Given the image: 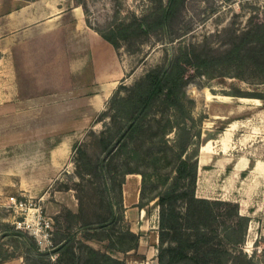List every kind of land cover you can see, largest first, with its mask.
Masks as SVG:
<instances>
[{"label":"rangeland","instance_id":"1","mask_svg":"<svg viewBox=\"0 0 264 264\" xmlns=\"http://www.w3.org/2000/svg\"><path fill=\"white\" fill-rule=\"evenodd\" d=\"M67 2L79 5L88 27L100 35L99 31L135 18L145 30L113 45L124 66V76L106 79L109 87L114 86L99 111L90 112L86 102L90 94L99 91L93 77H73L71 83H59V88L52 91L71 96L45 99V103L61 101L70 108V114L38 112L39 106L17 107L13 113L9 108L2 109L0 264H56L58 255L69 259L70 264L71 250L79 256L76 264H84L88 245L118 259L110 264H146L143 249L110 250L109 240L102 235L111 232L116 246L123 243L120 231L131 224L134 229L136 224L142 226L139 233L146 239V246L153 241V234L158 235V194L172 181L179 159L177 142L181 135L171 125L183 117L171 110L155 111L147 133H159L153 138L144 134L136 142L133 156L118 153L112 159L116 168L100 164L88 169V160L92 164L100 158L107 162L112 154L102 147V138L109 139L118 125L110 116L109 99L113 94H125L126 88L150 68L168 64L180 48L206 57L221 55L247 30L264 28V0H184L165 23H160L159 17L168 0ZM249 63L246 58L236 64L187 65L177 73L176 82L182 84L185 100L192 98L185 102L191 115L186 120L190 142L181 157H197L200 146L211 139L212 155L197 165L195 194L238 202L239 211L248 216V221L237 259L264 264V179L251 172L256 159L264 160V70L253 69ZM14 89V77H0V101ZM75 119V128L69 129ZM166 119L169 123L163 128ZM231 122L232 128L225 133ZM198 130L200 133L195 134ZM115 138L111 140L112 149ZM241 159L243 164L237 167ZM129 167L134 171L122 172ZM120 179L123 182L119 186ZM137 194L135 211L140 205L145 209L141 217L128 212L133 206L130 199ZM176 204L183 209L181 201ZM218 208L228 210L231 206L219 204ZM104 218L106 223L101 225ZM215 226L219 231L222 224L217 221ZM88 233L94 237L86 238ZM65 241L71 244V250L59 253L57 248ZM170 243L166 239L164 245ZM158 244L159 240L148 247L153 258H157Z\"/></svg>","mask_w":264,"mask_h":264},{"label":"trees","instance_id":"2","mask_svg":"<svg viewBox=\"0 0 264 264\" xmlns=\"http://www.w3.org/2000/svg\"><path fill=\"white\" fill-rule=\"evenodd\" d=\"M184 0H168L159 17L160 23H165L173 18L179 11ZM143 23L135 18L130 22L111 27L107 31H99L103 38L115 47L119 39L128 38L144 32ZM149 27L146 24V27ZM250 61L249 65L253 69L264 70V28L247 30L238 41L229 47L221 55L202 56L194 53L188 48H180L178 53L168 64L157 65L150 68L141 78L126 88L123 95L113 94L109 99L111 118L118 121V125L109 139L102 138L103 150L111 152L107 162L99 159L92 164L88 160V169L106 165L107 168H116V162L112 159L115 154L125 153L134 155L136 153V142L144 134L149 138L156 136L159 131L147 133L150 127V119L155 111L171 110L180 115V118L173 121L172 127L180 131V139L177 142L178 161L175 165V175L172 181L158 194L159 204V230H158V264H252L247 261L243 263L237 259L241 252L240 243L243 240L248 216L239 211L237 201L224 199H211L200 197L195 194L196 172L198 156L191 159L181 157L186 152L190 142V126L186 120L191 119V115L185 109V102L192 101L186 98L182 84L176 82L178 72L186 69L187 65L196 68L205 67L215 62L226 61L236 64L238 60ZM263 98L262 96H257ZM165 114V113H164ZM160 121L161 119H157ZM169 123L166 119L165 125ZM163 130V129H162ZM162 132V131H161ZM199 134V130L195 134ZM115 138V145L112 149V138ZM145 136V135H144ZM80 153H83L79 149ZM135 151V153L133 152ZM103 165H101L102 167ZM130 167L123 169V173L132 172ZM141 172V171H138ZM113 182V181H112ZM123 182L119 180V186ZM183 203V209L177 208V202ZM219 204L231 206L228 210H220ZM143 207V205H140ZM119 217H123L120 214ZM219 221L222 227L219 231L215 223ZM106 223V219L100 221L101 225ZM215 226V227H214ZM111 232L104 233V238L109 240L107 248L127 252L137 251L139 232H134L126 226L119 233L122 244L116 246L111 240ZM93 238V233L85 236ZM171 241L164 245L165 240ZM71 250L68 241L61 243L57 248L59 253ZM70 264H76L79 256L71 250ZM69 259H63L61 255L57 257L56 264H68ZM118 261L109 253L101 252L88 245V257L84 264H110L109 261Z\"/></svg>","mask_w":264,"mask_h":264},{"label":"crops","instance_id":"3","mask_svg":"<svg viewBox=\"0 0 264 264\" xmlns=\"http://www.w3.org/2000/svg\"><path fill=\"white\" fill-rule=\"evenodd\" d=\"M123 76L124 66L115 47L88 27L79 5L67 0H0V77H14L15 84L14 93L9 90L0 101V114L5 107L13 113L17 107L35 106H39L38 112L72 113L66 104L61 105V101L45 103V99L52 96L57 99L70 97V94L53 92V88H59V83H71L73 77H93L92 80L98 83L99 91L90 94L86 102L90 112L99 111L114 86L109 87L106 79ZM76 121H70L72 127L69 129L75 128ZM233 124L230 123L225 133ZM210 140L207 139L200 146L198 165L202 164L203 145L210 142L209 157L213 153ZM261 162L264 160L256 159L251 169L258 179H264V172L257 169ZM242 164L241 159L237 167ZM137 200L138 194L130 199L133 206L129 207L128 212L132 215L136 212L141 217L145 209L140 207L138 212L137 209L135 211ZM130 228L134 232H139L140 228V233L143 230L137 224L136 229L132 224ZM145 240L140 234L137 251L143 249L141 252L148 259L146 264H158L148 248L156 244L158 235L153 234V241L147 246Z\"/></svg>","mask_w":264,"mask_h":264},{"label":"bare ground","instance_id":"4","mask_svg":"<svg viewBox=\"0 0 264 264\" xmlns=\"http://www.w3.org/2000/svg\"><path fill=\"white\" fill-rule=\"evenodd\" d=\"M209 152H210V142H208L207 144L203 145V147H202V151H201V163L202 164L206 162L207 156L209 157V154H210ZM263 163L261 162V164L259 163L257 165V169L260 172H264V164Z\"/></svg>","mask_w":264,"mask_h":264},{"label":"built area","instance_id":"5","mask_svg":"<svg viewBox=\"0 0 264 264\" xmlns=\"http://www.w3.org/2000/svg\"><path fill=\"white\" fill-rule=\"evenodd\" d=\"M13 198V197H12ZM13 200L15 201V199L13 198Z\"/></svg>","mask_w":264,"mask_h":264}]
</instances>
